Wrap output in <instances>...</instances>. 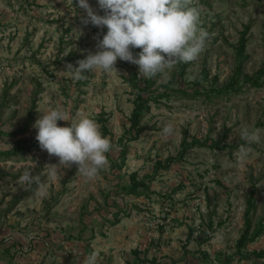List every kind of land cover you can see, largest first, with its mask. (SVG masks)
Instances as JSON below:
<instances>
[{
  "label": "rangeland",
  "instance_id": "1",
  "mask_svg": "<svg viewBox=\"0 0 264 264\" xmlns=\"http://www.w3.org/2000/svg\"><path fill=\"white\" fill-rule=\"evenodd\" d=\"M198 3L210 39L195 62L155 77L143 94L142 132L130 141L133 85L149 80L138 66L117 60L111 73L57 75L95 52L94 37L107 28L85 25L78 0H0V154L23 146L0 157V264H83L93 251L97 264H264L241 259L236 248L249 204L253 224L264 226V75L260 87L248 81L264 70V0ZM89 4L103 15L97 0ZM50 108L87 113L103 135L98 117L107 114L111 150L95 180L76 175V165L55 182L44 175L58 158L41 150L32 125ZM169 123L174 133L165 135ZM245 126L260 130V142L246 144L251 152L239 162L233 154L246 143L238 135ZM158 162L170 168L157 170ZM25 171L40 176L44 195L19 182ZM132 174L150 186L142 196L121 191ZM260 251L264 235L243 253Z\"/></svg>",
  "mask_w": 264,
  "mask_h": 264
},
{
  "label": "clouds",
  "instance_id": "2",
  "mask_svg": "<svg viewBox=\"0 0 264 264\" xmlns=\"http://www.w3.org/2000/svg\"><path fill=\"white\" fill-rule=\"evenodd\" d=\"M99 14L89 0H78L79 8L86 12L82 17L85 25L91 24L103 32L94 37L96 51L89 52L84 59L66 64L57 72L58 76L82 80L84 73H111L117 60L138 66L139 76L152 79L157 75L167 76L180 63L195 62L205 49L210 33L202 25V7L198 0H97ZM133 49H140L138 53ZM41 113L32 127L35 139L49 157H57L58 163L45 164L44 175L55 182L63 169L73 165L78 176L95 180L107 165L106 154L111 150L110 140L105 137L99 124L83 111L69 116L60 108H50ZM69 122L60 126L59 122ZM165 135L174 133L169 123L163 128ZM238 135L241 144L233 154L242 162L251 152L246 144L260 142V130L241 127ZM22 184L37 185V196L46 192L47 185L40 176L25 171L19 178ZM97 253L93 251L84 258L83 264H97Z\"/></svg>",
  "mask_w": 264,
  "mask_h": 264
},
{
  "label": "trees",
  "instance_id": "3",
  "mask_svg": "<svg viewBox=\"0 0 264 264\" xmlns=\"http://www.w3.org/2000/svg\"><path fill=\"white\" fill-rule=\"evenodd\" d=\"M245 48V40L244 38L240 41V51L242 52ZM140 51V49H133L134 53H138ZM132 71V76L134 80L138 79V74L136 72V70H134L133 68H130ZM185 69V66L184 68ZM264 75V70L260 72V75L257 78H248V81L251 82L252 85L255 86H261V84L258 83L259 79L261 78V76ZM155 84V77L149 80H146L144 82V87L141 88L138 86V84H134L133 87L136 88L137 93H136V98L134 100V109L132 111V114L129 118V122H130V132H134V135L131 136L130 141L132 140H136L138 135H140V133L142 132V127H140L141 124V120L142 117L144 115V113L148 110L147 107V103L149 101V98H144L143 94L149 92L150 88ZM227 88H225L226 90ZM218 91V90H216ZM183 94H186L184 91H180ZM220 92V91H218ZM159 97H167V94H159ZM156 99V98H154ZM106 113H101L100 116L98 117V122L101 124L102 127V131L104 133V135H107L108 132V128H107V122H108V118L106 117ZM29 124H31L29 122ZM4 135L2 131H0V136ZM197 142L195 141L196 145ZM22 147L20 144H18V147L15 151H13L12 153H7V154H0L3 157H12L14 154H16L17 152L22 151ZM186 147H189V145H187ZM213 147V146H212ZM218 149H223L219 146L218 143H215V146ZM33 148V146H28L26 148L27 151H31ZM127 147L124 146L122 151H121V162L124 163L126 160V156H127ZM171 161V160H170ZM169 161V162H170ZM168 162V164H169ZM167 165H163L161 162H158L157 164V170L159 169H164L167 170L170 168V166ZM122 166V164L120 165V167ZM150 189V186L147 184V182L145 180H139L137 177V174H132L130 176V184L127 186H123L121 188L122 193L127 194V195H132V196H142L143 194H145L146 191H148ZM254 208L253 204H249V207L246 211V215H245V225H244V230L242 232V235L240 237V239L237 241L236 244V248H237V253L240 255V258L242 259H253V258H262L264 259V251H260V252H253L252 255L251 254H244L243 250L247 248V246L250 243H253L254 241H256L257 238L261 237L264 235V226L262 224H258V225H254L253 224V219L250 216V212L252 211V209ZM112 226H115L117 224L120 223V220L118 218V215L114 218L113 221L110 222ZM194 234V228L189 227L188 229V239H190ZM137 253V252H136ZM152 261V260H151ZM155 262V259L153 260ZM150 261H147L146 259L142 260L141 258L138 260V264L139 263H146L149 264Z\"/></svg>",
  "mask_w": 264,
  "mask_h": 264
}]
</instances>
